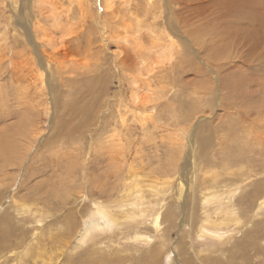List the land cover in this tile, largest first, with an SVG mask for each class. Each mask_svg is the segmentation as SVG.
<instances>
[{
	"label": "bare ground",
	"instance_id": "1",
	"mask_svg": "<svg viewBox=\"0 0 264 264\" xmlns=\"http://www.w3.org/2000/svg\"><path fill=\"white\" fill-rule=\"evenodd\" d=\"M4 2L6 3V1ZM14 4L20 6V9H17L20 14L19 24L20 26L23 24L27 30V35L30 40L32 39L35 51L41 50L37 44L41 40L55 48L58 55H65L64 50L67 51L68 47L67 39L65 40L64 37L76 34L77 30L82 28L81 25L79 26V22L85 24L89 21L91 22L87 32L90 36L89 45L93 49L103 51L107 45L112 44L115 46L116 60L124 66L133 64L132 70L135 72L132 79L131 96L129 100L124 101V111L117 109L118 121L114 120L109 134H106L99 143L109 164L102 173L100 172L101 174L92 177L90 185H88L89 191L94 192L95 195L91 196L90 207L87 206L88 209L83 215V220L81 219L83 222L77 226L72 221L69 223V233L73 234L76 229L78 230L73 237L74 244L67 241L56 248L65 254V260L58 259L55 262L53 255L47 256L46 251H43L41 242H38V245H33L32 240L29 241L24 255L20 256L32 253L33 261L36 264H75L73 262L76 259L73 262L71 260L73 253L90 243L96 246L93 250L91 247L88 248L89 252L91 250L90 254L93 255L99 254L101 251L111 252V245L114 249V246L118 248L115 253L118 256H114L118 257L116 261L111 257L107 256V259L101 255H99V259L95 255L90 258L91 260H85L91 261L90 264L99 262L101 264H119V261L124 258H127L126 261L132 259V262L136 258L138 264H145L144 260L149 262L161 254L163 244L167 239V232L177 229L180 224V233L182 227L186 226L194 230L196 239L214 241L215 244L212 247L216 249L211 251L213 253L222 250L220 253L226 255L230 248L244 246L245 242L237 243L236 235L233 236V234L239 233L244 226H253L254 221L248 225L251 218L259 217L261 211L264 210V179L258 181L252 191L245 193L247 197H250L246 205L243 202H238L241 197L237 198L240 191L247 185L246 181L260 174L255 172L252 167H247L248 163H244L245 156L250 154L256 146L260 147V138L256 136L257 134L255 135L253 127H249V125L248 128L243 127L240 132L236 129V120L233 118L238 114L237 109L234 112H228L229 119L227 121L224 115L214 118V113L225 104L224 90L226 89L232 90L230 91L234 103L239 98L244 97V102L248 100V96L250 97L249 91L242 90L243 84L239 85L238 80L231 81V72L235 71L232 68L252 66L260 54L259 49L262 41L261 32H259V18L262 14L261 9L264 10L262 7L264 0H67V2L66 0H14ZM27 6L33 7V15L30 17L27 15ZM99 8L100 12L97 11ZM8 29V26L5 25L0 31V51L3 49L2 43L9 46ZM97 42L99 45H95ZM182 51H184L187 60L180 62V66L183 65L184 69H193V64H197V62L188 60V57L193 55L213 75L211 83L214 84L213 93L216 97L211 104L212 116H206L205 112H203L204 114L200 113L203 102L202 104L198 102L199 97L195 96L198 93L197 90H192L191 94L187 93L192 97L191 101H194L191 105L193 110L189 114L183 111L187 104H180V89H177L175 83L172 86L170 84V70L172 67H176V61L179 58L177 54ZM155 53L156 56L153 57ZM17 54L16 58H20L21 61L12 59L10 64L13 66V77L16 73L22 72L24 67H27L26 62L22 64L25 61L21 58L23 54L20 51ZM41 54L47 64L50 63L49 59L52 55L47 54L43 48ZM15 61L17 63L12 64ZM46 70L49 75V69L46 68ZM195 75L197 76L196 73ZM200 76L208 77L207 74ZM232 76L236 77L233 74ZM203 85L205 86V84ZM35 86L36 83L33 81V91L27 92L28 94L21 104L27 108L33 105V114L36 112L38 114L40 113L38 108L44 106L45 99L41 88H35ZM229 94L231 97V93ZM201 98H205V96L203 95ZM197 99L198 101H196ZM233 102H230L231 109L237 106L232 104ZM160 108L164 113H160L162 112ZM256 114L254 116L258 115ZM205 120L210 122L209 125L214 124L213 128H208L213 129V133L218 132L220 135L219 144L222 148L220 157L223 158V164L211 165L210 168L208 165L200 175L197 163L202 158L205 160L204 149L207 146L200 137L202 134L200 132L205 128V125L203 126ZM226 122L229 124V132H225L228 128ZM23 126L17 136L25 137L27 144L34 142L38 135L35 123L26 119ZM189 128L192 129L191 133H188ZM136 131L141 134L139 137H135L137 136L134 133ZM184 138L187 140L188 149L187 157L183 162H181V154L172 155L171 153L169 163L165 161L166 164L152 170L149 169L152 163L151 157L163 163V156L158 153L159 146L166 144L169 148H177ZM147 143L153 144L150 150L154 149L157 152L155 155L151 153L148 157L150 160L145 161L144 154ZM231 143L236 148H230ZM225 149H227V154L224 153ZM59 152L57 150V153ZM200 153L202 158H198ZM212 161V163L219 162L215 157H212ZM15 164L17 163L4 162L0 165V174H3L1 179H5L7 176V173L3 172ZM181 165H183L182 169H180ZM219 166H222L223 171L219 170ZM146 173L151 175L148 179L145 178ZM63 178L57 180V186L53 185L54 180H46V184L42 186V193H53L59 196L60 191L69 189V184L65 180L73 184L77 179L75 172H71ZM40 197L44 200L43 196ZM62 200L66 202V197ZM250 211L253 212L251 216H249ZM24 214L21 213L22 216L26 215ZM179 217L181 220L177 222ZM37 221L41 222L42 219ZM148 222H150L149 225L146 224ZM166 222L167 225L164 226L163 223ZM139 225L151 229L153 233L140 231ZM124 228H126L125 231ZM129 228L133 229V234L129 235ZM4 231L3 235L10 239L13 235L11 227H5ZM120 234L126 235L121 236ZM54 235L50 241L56 245L58 242L55 244ZM114 236H118V243L115 242L116 239H111ZM188 236L193 243L192 233ZM68 237L70 236L68 235ZM43 238L45 239V237ZM123 239L126 244L124 247L120 241ZM252 239L250 236L245 241L252 244L254 241ZM105 240H110L111 245L110 243L103 245ZM130 242L134 244L130 246ZM42 244L45 247L48 243ZM100 244L103 248H99ZM208 246L207 248L210 247ZM178 251L181 252V250ZM144 252L145 255H143ZM198 253L200 255V252ZM180 256V253L176 255L178 261ZM170 260L172 264L174 262L172 254H170ZM184 264H188L186 259Z\"/></svg>",
	"mask_w": 264,
	"mask_h": 264
},
{
	"label": "rangeland",
	"instance_id": "2",
	"mask_svg": "<svg viewBox=\"0 0 264 264\" xmlns=\"http://www.w3.org/2000/svg\"><path fill=\"white\" fill-rule=\"evenodd\" d=\"M4 1H6V3ZM262 7L264 6L262 5ZM18 8L20 9V6L19 4H14V0H0V31L3 30L5 25L9 28L7 34L9 46L2 43L3 49L0 51V165L4 162L17 163L14 166H10L6 172H3L7 173L5 179H1L3 174H0V248L1 246L4 248L0 250V264H36V262L33 261L34 257L32 253L20 256L21 254L24 255L28 247L27 245H29L28 243L31 240L34 243L33 245H38V242H41L40 244L42 245L43 251H46L45 253H47V256L53 255L56 262L58 259L65 260V254H62L61 251L56 250V248L62 246V244L67 241L74 244L73 237L78 230L76 229L73 234L69 233V223L72 221V223L77 226L83 222V215L88 209L87 206L90 204L91 196L95 195L94 192L89 191L88 186L90 185L92 177L100 172L102 173L105 170L104 168L109 164L107 163L106 155L101 150L99 143L106 134H109V131L114 125V120L118 121V110L121 109L124 111V101L129 100L131 96L133 89L132 79L135 76V72L132 70L133 64L124 66L116 60L114 56L115 46L112 44H109L110 46L107 45L103 50L104 52L93 49L91 45H89L90 36H88L87 33L91 24L89 21H87L89 24L87 22L85 24L79 22V26L81 25L82 28L80 30L78 29L76 34L71 33L72 35L69 34L64 37L65 40L67 39L66 45L68 47L67 51L64 50L65 55H58L55 48L49 46L44 41L40 40L37 43L41 50L43 48L47 54L52 55L51 59H49L50 63L47 64L46 59H44L41 54V50H34L33 41L29 39L27 30L23 24L20 26ZM99 10L101 9L99 8L97 11ZM261 10L262 14H260L259 18V32H261L260 38L262 41L259 49L260 54L255 59L256 61L252 63V66L239 69L237 67L232 68L235 71L231 72V81L233 82L234 79V82L237 80L239 81H237L239 85L243 84L242 90L249 91L250 97L248 96V100L244 102V97L239 98L237 102L234 103V100L232 101V90L226 89L224 90L225 104L214 113V118L224 115L227 121L229 119L228 112H234L235 109H237L238 114L233 118L236 120V129L240 132V130H243V127L246 126V128H248L249 125V127H253L255 135L257 134L256 136L260 138V147L256 146L250 154L245 156L244 163H248L246 166L252 167L255 172L260 173L251 180H247V185L237 196V198L241 197L238 202H243L245 205L250 199L245 193L252 191L255 185H257V182L264 179V10ZM27 15H29V17L33 15V7L27 6ZM95 45H99V42ZM19 51L23 54L21 58L25 60L22 64L26 62L27 67H24L22 72L16 73L13 77V66L10 64L12 59L21 61L20 58H16ZM183 52L184 51L177 54L179 58L178 61H176V67H172V70H170V84L172 86L175 83V86L178 87L177 89H180V104H187L183 111L189 114L193 110V106L191 105L194 101H191L192 97L188 94H191L192 90H197L198 93L195 96L199 97V101L198 99L196 101L200 104L203 102L201 106L203 108L200 109V113L204 114L203 112H205L206 116H212L211 104L216 97L213 93L214 84L211 83L213 75L209 73V69L199 63L198 59L193 55L189 56L191 58L188 57V60L197 62V64H193V69H184L183 65L180 66V62L187 60ZM155 56L156 53L153 57ZM15 63L17 62L15 61L12 64ZM46 68L49 69V75ZM206 74L208 75L207 78L200 76H205ZM232 74L236 77L232 76ZM199 77H202V79H199ZM33 81L36 83L35 88H41L45 99L44 106L38 108V110H40L38 114L37 112L33 114V105L27 108V106L21 104L24 97L27 96V92H29V90L33 91ZM240 81L242 82L240 83ZM156 82L158 83V81ZM203 84H205V86ZM229 93H231V97ZM203 95L205 98H201ZM230 102L236 104V108L231 109ZM160 111H162L160 112L161 114L164 113L162 108H160ZM255 114L257 116H254ZM26 119H30L35 123L38 133L36 140L34 142L32 141L30 144H27L25 137L17 136L18 133L21 132V127L24 125ZM203 122H205L203 124L205 128L200 132L202 133L200 137L207 146L206 149H204V153H206L205 160L202 158L201 153L198 154V158H202L201 161L199 160L197 163L200 175L208 165L210 168L211 165L223 164V158L222 156L220 157L222 149L219 144L220 135L218 132L213 133V129H209L213 128L214 124L209 125L208 123L210 122L206 120ZM226 124L228 127L229 124L227 122ZM191 128L188 129V133L192 132L193 128ZM227 131L229 132V127L225 130V132ZM134 133L137 135L135 137L141 135L139 131ZM184 140L185 138L180 141L177 148L173 149L169 148L166 144L159 146L158 153L162 154L163 163L151 157L152 163L149 169L158 168L160 165L166 164L165 161L169 163V158L173 154H181L180 158L182 159L181 162H183L187 157L188 149L187 140ZM6 143L9 146H6ZM59 143L62 144V146L59 147ZM151 146H153V144L147 143L145 145V161L150 160L148 157L151 153L155 155L157 152L154 149L150 150ZM229 147L233 149L236 148L233 143H231ZM57 150L60 152L57 153ZM226 151L227 149L224 150V153L227 154ZM212 157H215L219 162L212 163ZM172 158L174 159L175 157L173 156ZM247 158H249V160H247ZM182 164L184 165V163ZM183 165L180 166V169H182ZM219 167V170L223 171L222 166ZM71 172H75L77 177L73 183L75 185L65 180V182L69 184V189L60 191L61 193H58L59 196L53 193H42V186L46 184V180H54L53 185L57 186V180L60 178L64 179L63 177L68 176ZM150 176L149 173L145 174V178L147 179ZM77 185L82 187L79 188ZM40 196H43L45 201L41 199ZM64 197H66V202L62 200ZM17 208H19V210H17ZM20 212L22 215L24 213L26 215L24 214L25 216H22ZM254 212L256 213L257 211L255 210ZM261 212L259 217H252L251 221L248 223V225H250V223L254 221L253 226H244L240 229L239 233L233 234V236L236 235L237 243H245L242 247L230 248L228 251L229 253H227L228 255L220 253L222 250L214 253L211 252L213 249H216L212 247L214 246L213 244H215L214 241L196 239V233L189 227L183 226L182 232L180 233V224L177 229L175 228L167 232V242H164V250L162 249L161 254L151 259V263L147 260L143 262H146L145 264H171L170 254H172L174 259L172 264H184L185 259L188 264H264V210ZM252 213L253 212L250 211L249 216H251ZM37 218L42 219V221L38 222ZM180 220L181 217L177 219V222H180ZM146 224L149 225L150 222ZM163 225L166 226L167 222L163 223ZM7 226L11 227V231L13 230V235L10 239L3 235L5 234L4 229ZM62 226L63 228H61ZM54 229H56L55 231L57 232H55ZM125 230L126 228H124V231ZM129 230V235L133 234V229L131 230L129 228ZM139 230L153 233L151 229L149 230L142 225H139ZM188 230L189 233H187ZM190 232L192 233L193 243H191L190 237L188 236L189 234L191 235ZM52 235L55 237V244L58 242L56 245L50 241L53 237ZM68 235L70 237H68ZM120 235L124 236L126 234ZM250 236L254 239L252 244L245 241ZM43 237H45V239ZM245 237L246 239H244ZM111 239H116L115 242L118 243V236H114ZM43 241L48 243L45 247L42 244L44 243ZM49 241L52 244H50ZM107 241L108 240H105L103 245L110 243V240ZM120 241L123 247L126 246V244H124L125 239ZM133 244L134 243L130 242L129 245L131 246ZM207 246L210 249L207 248ZM89 247L92 248L91 250L96 248V246L89 243L82 249L76 250L74 252L75 254L73 253L71 257L72 262L76 259L73 262L75 264H90L91 261H88V263L85 260H91L90 258L95 257V255H97L99 259V255L104 258L107 256L111 257V259L115 261L118 259V257H114L118 256L115 254L118 249L116 246H114V249L111 245V250L113 252L101 251V253H96L94 255L90 254L91 250L89 252ZM99 248H103L102 244H100ZM178 250H181V252ZM173 251H175V253H172ZM198 252H200V255ZM176 253H180L181 255L179 261L176 258ZM145 254L144 252L143 255ZM126 260L127 258H124L122 261L120 260L119 264H138V259L136 258L133 259L135 262H132V259L131 261L128 260L129 262ZM98 264L101 263L99 262Z\"/></svg>",
	"mask_w": 264,
	"mask_h": 264
}]
</instances>
